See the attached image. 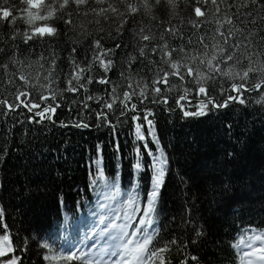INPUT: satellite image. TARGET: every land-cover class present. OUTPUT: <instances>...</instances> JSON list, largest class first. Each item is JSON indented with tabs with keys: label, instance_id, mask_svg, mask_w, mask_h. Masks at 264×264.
<instances>
[{
	"label": "trees",
	"instance_id": "1",
	"mask_svg": "<svg viewBox=\"0 0 264 264\" xmlns=\"http://www.w3.org/2000/svg\"><path fill=\"white\" fill-rule=\"evenodd\" d=\"M27 1L0 0V264H90L63 250L88 215L128 232L125 264H243L264 236V83L240 90L264 82V0Z\"/></svg>",
	"mask_w": 264,
	"mask_h": 264
},
{
	"label": "rangeland",
	"instance_id": "2",
	"mask_svg": "<svg viewBox=\"0 0 264 264\" xmlns=\"http://www.w3.org/2000/svg\"><path fill=\"white\" fill-rule=\"evenodd\" d=\"M44 0H28L27 4L28 7L33 10V12H35L34 10H37L41 7V4ZM32 11H30L29 13V20L30 22H32L33 24H35V26L33 27V33L34 34H38L41 36L44 35H48V34H52V28L50 25L44 23L45 20L41 17H38L39 14L37 15L36 13H33ZM0 15L2 17H8L9 16V12L6 9H0ZM262 83H264L262 81ZM259 241V243L255 244L259 247H255V245H248L246 243L240 244V253H241V260L243 262V264H264V246L261 244L263 243L264 238L260 237L257 239ZM257 241V242H258ZM112 244V242H110V245ZM118 247L120 248V250H123V245L119 244ZM122 252V251H121ZM119 253V255L113 260L112 258H110L109 255V251L107 249H105L104 251L101 250V253L98 255L99 259L97 261H94V264H122V259L124 257V253ZM98 253L96 252L95 254H93L92 256L95 257Z\"/></svg>",
	"mask_w": 264,
	"mask_h": 264
},
{
	"label": "water",
	"instance_id": "3",
	"mask_svg": "<svg viewBox=\"0 0 264 264\" xmlns=\"http://www.w3.org/2000/svg\"><path fill=\"white\" fill-rule=\"evenodd\" d=\"M262 84H263V83L260 82L258 85L253 86V87H251V88H249V89H246V88H244V87H242V86H240V88H241L242 91L249 92V91L255 90L257 87L262 86ZM231 92H232V94L234 95V98H225L224 101H223V103L221 104L220 107L216 106V100H215L214 98H208V99H205V100H202V101L212 102L214 108H216V109H220L221 107H223V105H224L225 103H227V102H228V103H231V102H234V101L236 100L238 94H237V92H236V90H235L234 87H232ZM128 100H130V101L132 102L133 110H135V106H134V98H133V97H129ZM185 100H186L187 103H196V102H199V100H197V99L189 100L188 98H185ZM1 104L6 105V102L2 101ZM160 104H162V103H160ZM18 105H19V106H22V107H24V108L27 109V106H26L24 103H19ZM6 106H7V105H6ZM151 106H152V104H149V105H147L144 109H147V108H149V107H151ZM125 107H126V114H125V115H127V114L129 113V108H128V106H127L126 103H125ZM178 107H179V106H178ZM11 110H13V109H11ZM45 111H47V112L49 113L48 120H49V121H52V120H51V111H52L51 107H50V106L46 107V108H45ZM80 127L85 128V127H87V126L84 125V124H82Z\"/></svg>",
	"mask_w": 264,
	"mask_h": 264
},
{
	"label": "bare ground",
	"instance_id": "4",
	"mask_svg": "<svg viewBox=\"0 0 264 264\" xmlns=\"http://www.w3.org/2000/svg\"><path fill=\"white\" fill-rule=\"evenodd\" d=\"M185 102H186V100H185ZM199 102H200V100H199ZM203 102H205V101H203ZM187 103V102H186Z\"/></svg>",
	"mask_w": 264,
	"mask_h": 264
}]
</instances>
